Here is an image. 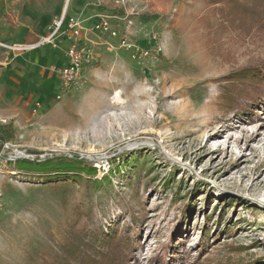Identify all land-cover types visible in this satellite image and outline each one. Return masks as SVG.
Wrapping results in <instances>:
<instances>
[{
  "label": "rangeland",
  "instance_id": "1",
  "mask_svg": "<svg viewBox=\"0 0 264 264\" xmlns=\"http://www.w3.org/2000/svg\"><path fill=\"white\" fill-rule=\"evenodd\" d=\"M244 2L2 3L0 20L15 27L0 25L6 43L45 30L32 45H51L44 39L65 3L63 19L87 29L105 15L148 53L137 57L117 38L84 30L93 58L81 85L56 100L52 80L28 110L0 115L14 130L0 143L26 155L0 161V264H56L75 231L100 219L105 231L127 222L128 205L139 207L140 227L130 264H264V96L245 112L235 106L264 77V22L238 10ZM13 46L4 48L18 57L33 51ZM62 162L73 169L59 172ZM91 166L100 182L93 195L75 177L88 180ZM50 171L65 176L47 179ZM106 201L110 219L99 215H108Z\"/></svg>",
  "mask_w": 264,
  "mask_h": 264
},
{
  "label": "trees",
  "instance_id": "2",
  "mask_svg": "<svg viewBox=\"0 0 264 264\" xmlns=\"http://www.w3.org/2000/svg\"><path fill=\"white\" fill-rule=\"evenodd\" d=\"M259 5H261V7H259ZM244 8H246L245 11L246 15L259 12V15H261V18L263 19L262 21L264 22V11H263L264 0H250V4L248 2L246 3L244 2L239 5L238 10L242 11V9ZM37 42H38V38L35 37L33 34L31 33L26 34L25 37L26 44H34ZM248 83L252 84V82H248ZM253 85H254L253 90L250 89L246 95L247 98L246 96L241 97V99L235 103V106L236 105L242 106V109L240 110H243V112H245V110H248L250 103L248 100L251 99L252 101L254 99H258L260 97L262 98V96H264V77L261 76L260 79L258 81H255V84ZM245 98L246 100L244 101ZM0 127H2L1 129L2 133L0 134V138L5 139V137H1L5 132L8 134L7 137L9 138L13 137L14 130L11 126H9V124L8 127L6 126L7 128H5L4 125H0ZM71 162L74 163L72 160ZM81 162L84 163L82 160ZM41 165L42 164H40V166ZM71 166L72 167H70V163L65 164L64 162H62L60 168L61 170L59 172H66L69 169L70 170L73 169V165ZM41 168H42L41 170H44L43 167ZM58 170L59 169H57L56 172ZM95 170L96 169L92 166L87 167L88 180L84 179V181H83L84 177L81 178L78 176L79 175L78 173L75 174L77 175L75 176L77 180L84 182L86 187L91 191L90 194L92 195L96 192L97 188L100 186V182L98 180L96 179L93 180ZM56 172L55 171H50L49 173L45 172L47 174L45 177L47 179L48 178L52 179V178L65 176L64 173H59V172L56 173ZM136 180L138 181L137 178ZM109 185H111V183L108 181L106 188H108ZM104 192L108 193V189L104 190L103 193ZM114 200L116 199H113V201ZM98 202L102 203L103 199L98 200ZM107 203L108 201H106V203L103 205L101 211L107 212L108 215H105V213L104 215L99 213V215L103 216L102 218L104 219L107 218L110 219L109 208L107 209V211H105V206L107 205ZM128 204L129 203H127V205ZM125 208L128 211V216H129V220H127V222L121 220L122 223L120 224H118L119 222L112 223L111 227L105 231V225L108 223L107 221L103 223L102 220L100 219L99 221L96 220L95 224L92 225L93 228L85 229L80 234L77 231H75L73 233L72 239L68 242L69 244L67 243L66 247H64L63 250L57 253L56 264H75L76 261H78L79 264H130V259L135 252L134 249L137 250V248H139V242L137 240V237L136 238L134 237V235H138L140 233L138 219L135 218V215H137L139 212V207L137 205L135 207L132 205H128ZM80 228L82 229V227Z\"/></svg>",
  "mask_w": 264,
  "mask_h": 264
},
{
  "label": "crops",
  "instance_id": "3",
  "mask_svg": "<svg viewBox=\"0 0 264 264\" xmlns=\"http://www.w3.org/2000/svg\"><path fill=\"white\" fill-rule=\"evenodd\" d=\"M6 1L7 0H0V8L2 7V3H5ZM64 2H66V0H64ZM77 5H79V3ZM75 6H73L72 9L75 8ZM64 14L65 3L62 7L61 17H64ZM2 16H4V14ZM4 17L5 22H2V20H0V25H3L4 23L7 26H11V28H15L14 24L11 23L8 16L5 15ZM63 27L65 28V23L62 26L61 35L57 38L56 43H54V45L51 44L47 46H33V51L22 53L19 57L15 56L12 51H8L4 47L7 45L15 44L25 45L26 34L31 32H27L24 34L22 33V41L6 43L4 42V40L0 39V59L2 58V54L4 52L5 56L3 57L8 60V64L7 61H0V64H3V66L0 67L1 116H8L9 113H15V116L22 113L24 110H28V105L29 101L31 100V97L33 99L34 97H36L35 95H37L38 99H42L43 95L39 93V90L42 89L41 86H46V84L52 80V87L57 89V85L59 82L58 75L54 71V73H52L48 67L52 64L61 67L67 63L66 50L68 46V40L66 33L63 32L65 30L63 29ZM9 28H6L5 30L9 31ZM46 33L47 32L45 30H42L41 35H36L34 33L31 34L38 38L40 36L45 35ZM5 35H7V37H10L9 34ZM32 52L35 53L31 55Z\"/></svg>",
  "mask_w": 264,
  "mask_h": 264
},
{
  "label": "built area",
  "instance_id": "4",
  "mask_svg": "<svg viewBox=\"0 0 264 264\" xmlns=\"http://www.w3.org/2000/svg\"><path fill=\"white\" fill-rule=\"evenodd\" d=\"M65 23L68 46L66 50L67 63L61 67L55 68L59 82L57 85L56 100H61L70 88L81 85L82 68L85 62L91 61L93 58V50L85 43L87 40L84 30L91 32H99L108 34L111 38H117L119 47L131 50L135 56L142 57L147 55V49L139 48L137 44L128 37V27L123 30L114 29L105 15H99L97 22L92 23L87 29L83 27L80 20L75 17H68L55 21L50 28L47 40L52 45L56 43L57 38L61 35L62 26ZM43 40V41H44ZM33 45H14L12 48L17 50H25ZM13 145L3 142L0 143V161L12 160L22 156V152L16 148H10ZM10 151V152H9Z\"/></svg>",
  "mask_w": 264,
  "mask_h": 264
},
{
  "label": "bare ground",
  "instance_id": "5",
  "mask_svg": "<svg viewBox=\"0 0 264 264\" xmlns=\"http://www.w3.org/2000/svg\"><path fill=\"white\" fill-rule=\"evenodd\" d=\"M22 156L26 157V155L24 153H22Z\"/></svg>",
  "mask_w": 264,
  "mask_h": 264
}]
</instances>
